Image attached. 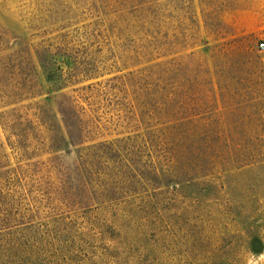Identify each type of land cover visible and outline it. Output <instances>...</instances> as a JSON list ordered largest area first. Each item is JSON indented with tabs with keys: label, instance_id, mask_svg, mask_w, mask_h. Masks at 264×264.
Listing matches in <instances>:
<instances>
[{
	"label": "rangeland",
	"instance_id": "374dc122",
	"mask_svg": "<svg viewBox=\"0 0 264 264\" xmlns=\"http://www.w3.org/2000/svg\"><path fill=\"white\" fill-rule=\"evenodd\" d=\"M263 40L264 0H0V71L34 82L24 111L44 123L0 124V174L21 179L0 188V241L46 259L264 264Z\"/></svg>",
	"mask_w": 264,
	"mask_h": 264
},
{
	"label": "trees",
	"instance_id": "16d2710c",
	"mask_svg": "<svg viewBox=\"0 0 264 264\" xmlns=\"http://www.w3.org/2000/svg\"><path fill=\"white\" fill-rule=\"evenodd\" d=\"M9 61V58H6ZM13 62H10L4 65L5 72L0 71V83H6L7 86L4 88H7V91L4 93H1L3 97H0L2 99H11L15 101H11L8 106H19V108H14L12 110V113H15V119L14 121L7 120V119H1L0 124L4 127L9 125L11 122L12 127L15 126V123H18L19 126L21 125H31V128L28 130L30 131L34 125L39 123L42 127L44 126V123L34 116V120L29 119V114L25 112L24 110H29L33 104L35 106H39V103H29L28 105H25V102H30L38 98L40 95H37L33 90H34V82H32L31 79L28 78V76L22 73V76L17 73L15 70V65ZM41 67L44 70V74L48 73L46 78L47 80H51L52 77H57L56 76V71H58V67H55L53 65L49 71V67L46 64H42ZM27 76V77H23ZM146 91H152L151 86L145 87ZM0 94V95H1ZM50 100V98L48 99ZM68 106H70L73 109H77V103L75 100H71L68 103ZM59 115L62 117V124L64 128L66 129V134L68 138V143L70 145H80L78 144L80 138V134H82V130L80 133V120H78V124L75 122L73 124L72 121H69V119L66 117L64 111L62 109L58 110ZM79 125V126H78ZM75 129L76 134L71 131V129ZM13 129V128H10ZM16 137H20L22 139H25V143L29 141V133H23L20 134ZM82 144V143H81ZM22 150H24V147H21ZM25 149H28V146L25 147ZM25 152V151H24ZM10 172H5L0 174V188L3 186H7L9 184H12L10 182L18 180L19 183L21 184V179L18 178V175L15 174V172H12V175L9 174ZM17 181V182H18ZM7 221H16L14 217L9 216ZM0 221H4L1 219L0 215ZM46 246L42 245L41 243H33L27 240H14V241H9V242H1L0 241V264H104L103 261L97 262L93 261V259H80V258H74V259H67V258H59V259H46V258H41L40 255L38 254L41 251H44L43 248Z\"/></svg>",
	"mask_w": 264,
	"mask_h": 264
},
{
	"label": "built area",
	"instance_id": "2783aa9c",
	"mask_svg": "<svg viewBox=\"0 0 264 264\" xmlns=\"http://www.w3.org/2000/svg\"><path fill=\"white\" fill-rule=\"evenodd\" d=\"M259 48L262 52H264V40L259 43Z\"/></svg>",
	"mask_w": 264,
	"mask_h": 264
}]
</instances>
